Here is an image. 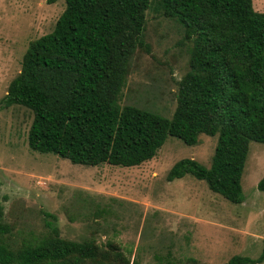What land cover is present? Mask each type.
I'll return each instance as SVG.
<instances>
[{"label":"trees","instance_id":"obj_1","mask_svg":"<svg viewBox=\"0 0 264 264\" xmlns=\"http://www.w3.org/2000/svg\"><path fill=\"white\" fill-rule=\"evenodd\" d=\"M64 1L54 29L30 42L3 99L5 107L32 110L29 147L75 164L130 167L154 158L169 136L196 145L202 133L217 135L210 167L184 158L167 180L192 175L241 203L250 142L264 144V12L253 0L156 1L165 17L184 28L190 44L189 70L167 118L120 104L131 57L149 47L151 0ZM258 188L264 191V177ZM47 225L49 236L12 249L5 239L10 228L0 222V264H116L95 241L64 239L53 221ZM263 261L264 248L257 258L238 254L223 264Z\"/></svg>","mask_w":264,"mask_h":264},{"label":"rangeland","instance_id":"obj_2","mask_svg":"<svg viewBox=\"0 0 264 264\" xmlns=\"http://www.w3.org/2000/svg\"><path fill=\"white\" fill-rule=\"evenodd\" d=\"M156 1L147 11L149 47L137 48L131 57L120 104L171 118L178 83L189 70L190 44L184 41V28L165 17ZM253 6L264 12V0H253ZM65 7L64 0H0V222L10 228L5 239L12 249L49 236L51 220L62 238L95 241L116 264H223L238 254L260 256L263 143L250 142L241 203L192 175L167 180L169 170L184 158L210 167L217 135L202 133L196 145L169 136L154 158L130 167L75 164L29 147L32 110L5 107L3 99L21 72L30 42L50 33Z\"/></svg>","mask_w":264,"mask_h":264}]
</instances>
